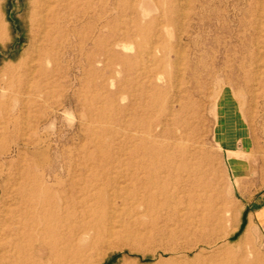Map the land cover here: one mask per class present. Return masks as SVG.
Here are the masks:
<instances>
[{
    "label": "rangeland",
    "instance_id": "rangeland-1",
    "mask_svg": "<svg viewBox=\"0 0 264 264\" xmlns=\"http://www.w3.org/2000/svg\"><path fill=\"white\" fill-rule=\"evenodd\" d=\"M0 26V168L104 215L56 264H264V0H0Z\"/></svg>",
    "mask_w": 264,
    "mask_h": 264
},
{
    "label": "bare ground",
    "instance_id": "bare-ground-1",
    "mask_svg": "<svg viewBox=\"0 0 264 264\" xmlns=\"http://www.w3.org/2000/svg\"><path fill=\"white\" fill-rule=\"evenodd\" d=\"M2 33L0 26V38ZM32 172L24 170L17 176V171L14 174L0 168L2 200L5 202L12 195L16 206L7 213L4 241L0 242V264H56L65 250L83 241L90 231L100 232L104 223V215L98 216L87 200L80 202L81 211H68L67 217L62 219V211L52 210L51 186L40 183ZM111 225L109 230L113 234ZM190 248L189 252L193 250ZM244 264L249 263L245 260Z\"/></svg>",
    "mask_w": 264,
    "mask_h": 264
},
{
    "label": "crops",
    "instance_id": "crops-1",
    "mask_svg": "<svg viewBox=\"0 0 264 264\" xmlns=\"http://www.w3.org/2000/svg\"><path fill=\"white\" fill-rule=\"evenodd\" d=\"M264 207H262V208H259V210H257L258 212L260 211V210H262ZM263 229H264V227H263Z\"/></svg>",
    "mask_w": 264,
    "mask_h": 264
}]
</instances>
